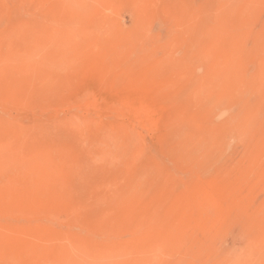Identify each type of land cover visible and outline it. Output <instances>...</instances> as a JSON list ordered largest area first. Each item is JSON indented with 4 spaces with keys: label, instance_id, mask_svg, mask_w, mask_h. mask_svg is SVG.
<instances>
[{
    "label": "rangeland",
    "instance_id": "rangeland-1",
    "mask_svg": "<svg viewBox=\"0 0 264 264\" xmlns=\"http://www.w3.org/2000/svg\"><path fill=\"white\" fill-rule=\"evenodd\" d=\"M0 264H264V0H0Z\"/></svg>",
    "mask_w": 264,
    "mask_h": 264
},
{
    "label": "bare ground",
    "instance_id": "bare-ground-1",
    "mask_svg": "<svg viewBox=\"0 0 264 264\" xmlns=\"http://www.w3.org/2000/svg\"><path fill=\"white\" fill-rule=\"evenodd\" d=\"M138 110V109H137ZM141 115V114H140ZM143 117V116H142ZM141 117V118H142ZM146 117V116H145ZM138 118H139V116H138ZM134 121V120H133ZM141 121V120H140ZM143 123V122H142ZM141 123V124H142ZM140 126H142V125H140ZM137 128V127H136ZM139 129V128H138ZM147 129V128H146ZM138 137V136H137ZM136 140V139H135ZM138 140V139H137ZM136 140V141H137ZM24 155V154H23ZM23 158V157H22ZM8 160V159H7ZM27 164V163H26ZM6 166H11V168L13 167L14 168V164H12V162H11V160L9 159L7 162H6ZM5 166V167H6ZM21 167H23V166H21ZM21 167H20V169H21ZM25 168V167H24ZM31 167H29V169H30ZM29 169H27L26 171H28ZM17 171V170H16ZM50 173H51V168L48 166V165H44L43 166V168H41V167H39L38 168V172H37V176H38V178H40V179H44V178H46V177H48L49 175H50ZM22 174V173H21ZM28 180V179H27ZM27 182V181H26ZM24 184H25V182H24ZM19 185V184H18ZM20 189V188H19ZM25 190H26V188H25ZM24 193V192H23ZM32 200V199H31ZM7 202V201H6ZM10 203V202H9ZM33 204V203H32ZM11 206V205H10ZM9 206V207H10ZM3 225V224H2ZM5 227V226H4ZM28 234V233H27ZM3 236H5V235H3ZM28 249V248H27ZM29 251H30V249H29ZM21 254L23 255V253L21 252ZM39 256H41V257H46L47 256V251H46V249L45 248H41V250H40V253H39Z\"/></svg>",
    "mask_w": 264,
    "mask_h": 264
}]
</instances>
